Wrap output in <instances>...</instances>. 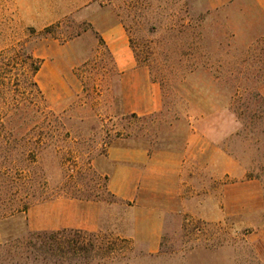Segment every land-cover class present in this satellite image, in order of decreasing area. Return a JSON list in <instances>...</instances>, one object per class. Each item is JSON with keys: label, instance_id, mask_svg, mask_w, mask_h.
Wrapping results in <instances>:
<instances>
[{"label": "rangeland", "instance_id": "374dc122", "mask_svg": "<svg viewBox=\"0 0 264 264\" xmlns=\"http://www.w3.org/2000/svg\"><path fill=\"white\" fill-rule=\"evenodd\" d=\"M227 24L205 0H0V214L28 204L0 221V257L7 242L66 228L113 242L125 258L114 264H264V96H250L264 86V28ZM117 25L160 88L159 111L144 113L138 85L126 101L106 38ZM21 50L41 63V93L15 62ZM238 89L233 105L257 117L231 109ZM196 133L214 140L213 170L191 158ZM114 148L175 157L126 202L110 191Z\"/></svg>", "mask_w": 264, "mask_h": 264}, {"label": "crops", "instance_id": "0c3cea01", "mask_svg": "<svg viewBox=\"0 0 264 264\" xmlns=\"http://www.w3.org/2000/svg\"><path fill=\"white\" fill-rule=\"evenodd\" d=\"M208 11L218 13L222 16L227 27L229 28H264L262 25L243 24L252 20L264 23V0H205ZM233 23V24H231ZM114 42V55L118 68L122 73V83L125 90L126 101L131 99L133 89L138 85L143 87L144 100L142 109L144 113L149 114L159 111L161 108V91L159 86L152 82L149 72L143 68H135L134 56L131 54L126 37L125 29L122 25H117L108 33L106 37ZM123 51H118L119 49ZM138 78H142L138 84ZM137 83V84H136ZM137 86V87H138ZM264 96V86L260 89ZM132 112H135L132 110ZM189 147L193 152L191 158L196 162L205 159L208 169H214V140L208 135L196 133L189 139ZM175 154L164 153L150 156L144 150L114 148L110 153V158L114 161V169L110 178V191L119 199L126 202H133L142 191L141 182L150 171L153 164L159 159L170 161ZM227 174H230L228 172ZM234 174L244 176L245 173L241 167L234 170ZM241 187H258L256 181L251 180L237 186ZM258 196H259V192ZM259 199V198H257ZM229 207L224 208V213L228 215H242L246 210L241 209L239 212L230 213ZM66 229V228H64ZM159 228L156 225L154 230L157 235ZM1 240V239H0ZM256 241L259 242L264 251V228L256 234ZM264 258V253L262 255Z\"/></svg>", "mask_w": 264, "mask_h": 264}, {"label": "trees", "instance_id": "16d2710c", "mask_svg": "<svg viewBox=\"0 0 264 264\" xmlns=\"http://www.w3.org/2000/svg\"><path fill=\"white\" fill-rule=\"evenodd\" d=\"M259 44L260 42L250 47L247 52L249 54L254 50L256 52ZM12 52L14 53L13 50L8 51L6 53L8 55H5L8 63L12 61ZM247 58L250 60V57ZM15 60L16 64H20L25 79L28 80L31 77L33 79L31 85L41 93L37 82L34 80L41 68L40 61L26 54L24 50L16 54ZM252 95L263 100L260 92L250 93V96ZM241 98L242 94L239 89L232 92L229 98L232 105L231 109L236 110L234 113L239 120L257 117L259 111L256 109L249 106L245 108L234 106L235 102ZM27 210L28 204L25 202L18 204L9 211L0 214V221L22 214ZM2 250L9 256H1L0 264H96L98 259L103 261L99 264H114V258L117 263H121L125 259L116 252L114 243L105 241L101 235L73 229L29 233L26 238L15 243L11 241L5 243ZM116 253L118 254L115 255Z\"/></svg>", "mask_w": 264, "mask_h": 264}]
</instances>
